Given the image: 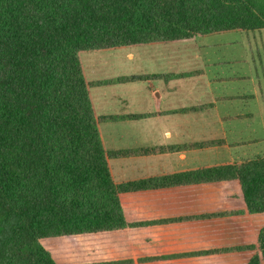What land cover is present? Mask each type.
I'll return each instance as SVG.
<instances>
[{"label":"trees","instance_id":"trees-1","mask_svg":"<svg viewBox=\"0 0 264 264\" xmlns=\"http://www.w3.org/2000/svg\"><path fill=\"white\" fill-rule=\"evenodd\" d=\"M262 30L264 0H0V264H264V156L115 182L81 62Z\"/></svg>","mask_w":264,"mask_h":264},{"label":"crops","instance_id":"crops-1","mask_svg":"<svg viewBox=\"0 0 264 264\" xmlns=\"http://www.w3.org/2000/svg\"><path fill=\"white\" fill-rule=\"evenodd\" d=\"M219 47L197 38L81 54L95 113L107 118L99 125L105 149L124 154L109 160L115 182L245 162L264 151V81L239 65L251 64L258 48L247 44L241 57ZM259 61L252 64L264 67Z\"/></svg>","mask_w":264,"mask_h":264},{"label":"rangeland","instance_id":"rangeland-1","mask_svg":"<svg viewBox=\"0 0 264 264\" xmlns=\"http://www.w3.org/2000/svg\"><path fill=\"white\" fill-rule=\"evenodd\" d=\"M205 40L208 42L210 46H214L215 44H217L220 46L219 47L220 50H224L229 54H232L233 56L237 55L243 57L244 56L242 55L243 53L249 56V53L246 51L247 44L248 47L258 48V50L255 51L254 53V57L253 58L251 57L252 59V61H250L251 64L248 63L246 64L238 63V64L242 66L244 70L248 71L249 74H251L250 76L255 78L259 77V80L264 81V67H262V65L252 64L253 61H255V58L257 57L261 62H263L264 60V30L258 32H245V33L228 32L224 34L212 35L206 37ZM83 61H85V56L83 57ZM262 147H264V145H262ZM262 155H264V151H261L258 157Z\"/></svg>","mask_w":264,"mask_h":264}]
</instances>
